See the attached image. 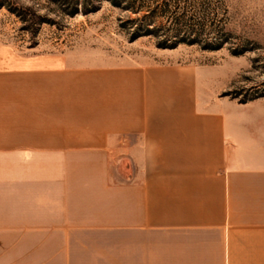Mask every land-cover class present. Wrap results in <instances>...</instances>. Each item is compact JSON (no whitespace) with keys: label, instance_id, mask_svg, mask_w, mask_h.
Segmentation results:
<instances>
[{"label":"crops","instance_id":"0c3cea01","mask_svg":"<svg viewBox=\"0 0 264 264\" xmlns=\"http://www.w3.org/2000/svg\"><path fill=\"white\" fill-rule=\"evenodd\" d=\"M155 58L0 68V264H264V98Z\"/></svg>","mask_w":264,"mask_h":264},{"label":"rangeland","instance_id":"374dc122","mask_svg":"<svg viewBox=\"0 0 264 264\" xmlns=\"http://www.w3.org/2000/svg\"><path fill=\"white\" fill-rule=\"evenodd\" d=\"M0 1V68L42 52L62 53L80 63L168 59L217 68L225 81L222 96L264 98V0H204L206 28L223 40L212 50L186 43L159 48L161 32H167L164 19H157L165 25L161 35L136 36L140 22L130 20L146 11L134 14L107 1L86 0L74 14L60 0Z\"/></svg>","mask_w":264,"mask_h":264},{"label":"trees","instance_id":"16d2710c","mask_svg":"<svg viewBox=\"0 0 264 264\" xmlns=\"http://www.w3.org/2000/svg\"><path fill=\"white\" fill-rule=\"evenodd\" d=\"M82 1V2H81ZM86 0H60L70 14L77 12V5ZM107 1L112 6L130 11L134 14H145L130 20L137 25L136 36L139 35H161L159 31L165 27L157 24V19L162 18L167 24V32H161L163 37L157 42L159 48H174L180 43L201 44L204 49H218L223 40L221 36L207 30V14L205 13L207 1L200 2L192 0H97ZM4 5L0 1V8ZM205 6V7H204ZM89 11V10H88ZM158 25V26H157ZM210 34H213L210 35ZM213 37V38H212ZM234 53H239L235 51ZM246 101V100H242Z\"/></svg>","mask_w":264,"mask_h":264}]
</instances>
